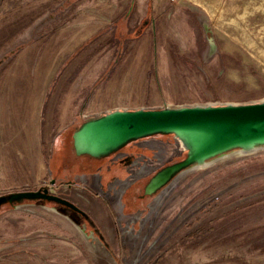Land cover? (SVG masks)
Here are the masks:
<instances>
[{
	"label": "rangeland",
	"instance_id": "obj_1",
	"mask_svg": "<svg viewBox=\"0 0 264 264\" xmlns=\"http://www.w3.org/2000/svg\"><path fill=\"white\" fill-rule=\"evenodd\" d=\"M263 101L264 0H0V196L43 188L55 136L87 119ZM145 140L158 169L186 156L172 135ZM57 192L103 241L51 204L6 202L0 264H264V149L178 177L139 223L117 200Z\"/></svg>",
	"mask_w": 264,
	"mask_h": 264
},
{
	"label": "water",
	"instance_id": "obj_2",
	"mask_svg": "<svg viewBox=\"0 0 264 264\" xmlns=\"http://www.w3.org/2000/svg\"><path fill=\"white\" fill-rule=\"evenodd\" d=\"M158 135H172L186 151V156L158 170L145 186L147 195L193 169L230 155L264 149V101L114 110L84 121L73 133V148L78 156L102 159L130 143ZM46 193L28 191L0 196V206L6 202L47 197L81 211L68 201L46 196Z\"/></svg>",
	"mask_w": 264,
	"mask_h": 264
},
{
	"label": "flooded vegetation",
	"instance_id": "obj_3",
	"mask_svg": "<svg viewBox=\"0 0 264 264\" xmlns=\"http://www.w3.org/2000/svg\"><path fill=\"white\" fill-rule=\"evenodd\" d=\"M126 147L102 159L78 156L73 148V135L72 141H70L69 130L62 131L55 136L49 155V181L44 184L43 188L34 192L43 195L44 191H47L46 196L66 200L81 211L69 204L60 203L47 197H39L31 202L51 204L58 213L76 223L84 221L85 225L81 227H84L85 231L88 226L91 227L93 234L102 241L101 230L92 219L95 216L73 198L57 191L65 188L67 192H70L73 188L79 187L90 193L100 205L105 207L117 200L123 214L125 211H131L130 215H132V219L136 220V223L143 222L144 214L147 211L146 207L149 209L148 201L154 199L159 201L161 192L169 185L152 195L145 193V186L151 178L150 176L162 169L161 167L158 169L159 166L156 165V162L160 161L162 157L159 155L160 151H155L151 157L147 154L148 151H153L155 147H158L155 142L146 140L134 142L133 150L130 152L125 151ZM91 190L96 193H92Z\"/></svg>",
	"mask_w": 264,
	"mask_h": 264
},
{
	"label": "crops",
	"instance_id": "obj_4",
	"mask_svg": "<svg viewBox=\"0 0 264 264\" xmlns=\"http://www.w3.org/2000/svg\"><path fill=\"white\" fill-rule=\"evenodd\" d=\"M154 108H157V107H154Z\"/></svg>",
	"mask_w": 264,
	"mask_h": 264
}]
</instances>
